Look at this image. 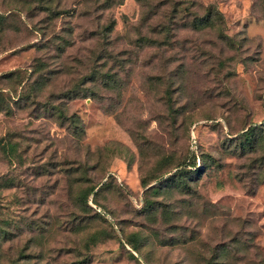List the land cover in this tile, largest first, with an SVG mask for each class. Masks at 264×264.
Here are the masks:
<instances>
[{"label":"rangeland","instance_id":"374dc122","mask_svg":"<svg viewBox=\"0 0 264 264\" xmlns=\"http://www.w3.org/2000/svg\"><path fill=\"white\" fill-rule=\"evenodd\" d=\"M0 264H264V0H0Z\"/></svg>","mask_w":264,"mask_h":264},{"label":"trees","instance_id":"16d2710c","mask_svg":"<svg viewBox=\"0 0 264 264\" xmlns=\"http://www.w3.org/2000/svg\"><path fill=\"white\" fill-rule=\"evenodd\" d=\"M216 17L221 18V15L219 13L215 12V10L213 8H210L205 16L197 18V23L200 25L199 30L214 28L215 27L214 19ZM113 30H114V24L110 23L107 26L105 32L110 34L111 32H113ZM245 135L249 136L250 130L247 131L245 133ZM186 171H188V166H186L185 169H180L177 172H175L174 174H172L169 178H167L166 181L170 182V181H174V180L179 179V178H183L186 176V173H187ZM195 172H198V170H195Z\"/></svg>","mask_w":264,"mask_h":264}]
</instances>
